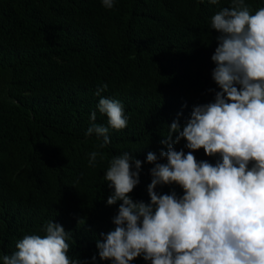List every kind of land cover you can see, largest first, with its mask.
Masks as SVG:
<instances>
[{"label":"trees","instance_id":"16d2710c","mask_svg":"<svg viewBox=\"0 0 264 264\" xmlns=\"http://www.w3.org/2000/svg\"><path fill=\"white\" fill-rule=\"evenodd\" d=\"M245 3L253 14L264 7V0ZM230 4L114 0L108 9L102 0H0V264L25 235L43 237L49 221L70 233V258L112 264L96 247L101 233L114 230L122 203L107 204L109 161L129 152L142 162L129 195L150 203L154 165L147 154L166 163L160 141L168 126L177 119L183 126L194 106L214 102L220 91L212 79L219 33L211 17ZM101 97L120 101L128 118L122 130L109 127L102 149V137L86 135L93 123L108 126L97 108ZM185 144L174 147L187 154ZM93 151L104 159L97 156L90 167ZM193 155L212 164L220 159L203 148ZM155 191L183 195L176 184ZM130 264L151 262L141 256Z\"/></svg>","mask_w":264,"mask_h":264},{"label":"clouds","instance_id":"9594fccd","mask_svg":"<svg viewBox=\"0 0 264 264\" xmlns=\"http://www.w3.org/2000/svg\"><path fill=\"white\" fill-rule=\"evenodd\" d=\"M102 5L111 9L114 0ZM211 27L219 33L211 59L220 91L214 102L194 106L183 126L178 119L168 126L160 141L167 145L160 153L166 163L147 154V163L154 165L150 203L129 195L139 184L142 162L129 152L111 158L104 174L113 189L107 204L122 203L114 230L101 233L96 243L101 260L130 264L142 256L151 264H264V7L253 14L245 0H231L211 17ZM106 89V84L99 87L96 95ZM97 108L108 126L93 123L86 135L102 137V149L110 143L109 127L122 130L128 118L118 100L101 97ZM90 119L96 120L95 111ZM182 139L187 154L174 147ZM201 148L220 159L197 161L193 152ZM97 156L104 159L91 152L90 167ZM171 184L183 195L155 191ZM43 231V237L25 235L16 252L2 257L3 264H79L68 255L71 237L62 225L49 221Z\"/></svg>","mask_w":264,"mask_h":264}]
</instances>
